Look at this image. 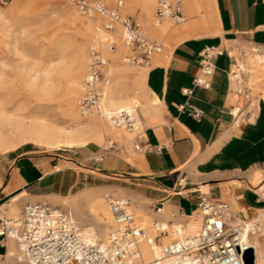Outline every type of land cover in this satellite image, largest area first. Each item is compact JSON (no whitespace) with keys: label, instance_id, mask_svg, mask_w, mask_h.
Returning a JSON list of instances; mask_svg holds the SVG:
<instances>
[{"label":"crops","instance_id":"crops-1","mask_svg":"<svg viewBox=\"0 0 264 264\" xmlns=\"http://www.w3.org/2000/svg\"><path fill=\"white\" fill-rule=\"evenodd\" d=\"M194 1L196 12L183 4L185 20L150 38L162 47L158 39L165 40L164 51L148 65L133 66L124 80L141 82L140 128L128 130L132 136L125 142L109 138L102 147L92 141L1 154L0 218L21 213L26 203L43 197L57 205V198L86 190L102 198L112 192L128 197L161 222L186 221L203 195L227 202L231 223L264 212V107L259 100L264 99V0ZM188 17L195 22L189 24ZM202 28L205 33L198 32ZM206 47L218 52L209 87L194 84ZM247 85L251 94L259 90L260 95L246 101L247 94L234 91ZM183 88L192 92L184 94ZM246 102L249 110L243 111ZM191 107L202 114L192 116ZM109 142L112 147L105 149ZM73 209L86 224L83 213ZM8 243L0 237V259Z\"/></svg>","mask_w":264,"mask_h":264},{"label":"built area","instance_id":"built-area-1","mask_svg":"<svg viewBox=\"0 0 264 264\" xmlns=\"http://www.w3.org/2000/svg\"><path fill=\"white\" fill-rule=\"evenodd\" d=\"M73 1L81 14L87 17L97 15L103 19V26L95 33L91 43L86 72L81 81L77 101L80 112L85 114L95 110L101 122L107 121L116 128L139 129L141 121L136 102L126 109L104 110L101 107L100 82L103 78L102 68L107 62L104 49L112 50L116 47L115 33L119 29L121 41L128 48L124 60L135 65H148L153 54L161 51V43L142 33L138 19L122 15V0H114L113 5L105 0ZM165 18H170L175 23L184 21L183 0H156L155 21L161 22ZM217 53L210 47L202 50L200 74L194 79V84L210 86L212 61ZM234 91L243 94L244 87ZM191 92V88L182 89L184 94ZM189 113L199 117L202 110L191 107ZM112 145L109 142L105 149ZM135 148L139 149V144ZM105 200L112 225L104 242H86L72 215L46 200L26 203L17 216L1 217L0 237L6 241H14L24 259L31 264H246L243 254L250 247L246 240L239 238L242 226L231 224L232 211L227 202H217L205 195L201 196L195 210L196 218L200 219L196 231L183 238L174 236L163 242L161 240L166 235L184 232L169 231L166 226H171V220L165 224L152 220L151 226L155 232L151 235L141 216L136 214V204L130 198L108 194ZM151 207L158 214L162 212L161 206ZM187 223L180 222L183 225L181 227ZM143 242L152 250L153 256L150 259L143 256ZM253 256L255 264L254 251Z\"/></svg>","mask_w":264,"mask_h":264},{"label":"bare ground","instance_id":"bare-ground-1","mask_svg":"<svg viewBox=\"0 0 264 264\" xmlns=\"http://www.w3.org/2000/svg\"><path fill=\"white\" fill-rule=\"evenodd\" d=\"M130 3L138 5L141 8L142 16H140V21L143 22L141 30L149 39L152 37L145 34V30L151 36L154 35L158 37L156 34L157 31L164 34L171 27L169 22V20H171L170 18H165L161 22L155 21L154 11L156 0H126V5ZM10 4L12 6L10 9H2L0 7V18H5V16L15 11L18 13H25L29 11H38L44 7L42 0H12ZM183 4L185 9L192 13L196 12L199 8L194 0H183ZM24 6H26L25 9L22 8ZM125 7L126 6L120 8L122 12H126ZM71 12L76 15L73 10H71ZM100 20L103 21V19L97 15L82 19L86 39H88L90 33L99 32L98 23ZM188 20L189 24L195 22L190 21L189 17ZM115 37L117 41L116 53H111L108 49H104V53L108 59L102 68L104 77L100 82V90L102 93L101 107L104 110L126 109L134 102L141 105V99L143 98L141 82L134 80L129 84L124 83L128 73L135 69L136 66H127L122 63L120 54L128 52V48L121 41L119 29L116 31ZM123 61L125 62L124 57ZM86 64L85 45H78L69 58H66L65 54L60 56L59 63L52 67L51 70L45 72L41 80L37 76H30L28 87L32 89L33 96L38 97L37 100L39 102L46 100L51 103L54 100L57 101L58 98L60 99L58 102L59 110L51 115L46 111H42V103H39V108L28 107L27 103H20L16 107H12L10 98L7 97V94L2 92L5 86L4 76L1 73L2 71H0V152L15 149L26 142H31L35 145H41L47 148L59 149L61 147L74 148L84 146L92 141L98 143L103 142L104 144L109 138H117L121 142H125L130 138V133L127 129L116 128L107 121L101 122L95 110L85 114L80 112L78 104L76 103L78 98L76 99V97L80 94L81 81L85 73L82 78H80V76L82 72H86ZM231 74L234 78L238 76V74L233 71ZM59 92H62L61 95ZM57 199H61L65 205L71 204L78 212L89 215L94 226L96 225L100 228V233L97 234L91 226L89 227L86 224L83 225L79 218L77 222L74 215H72L76 222L81 224V227H79L81 237L86 242L93 243L96 242L97 239L104 242L107 239L108 229L106 228V224L110 222V211L106 209L102 197H97L94 192L86 190L72 197H61ZM132 202L136 204L135 211L139 210L143 217L149 216L148 212L141 205L134 200H132ZM195 213L196 212L189 217V222L183 228L181 227L183 225L176 221H172L171 226L168 225L166 227H168L171 232L179 230L182 233H187V235L193 233L200 225V219L196 218ZM162 222L163 224L166 223V221ZM232 223L233 225L242 226L239 238L246 240L249 247L254 251L255 264H260V260L264 258V249L260 244L258 235L255 234L256 232H260L261 235H264V218L260 220L257 219L256 216H253L250 217L249 220H244L241 223ZM183 235L185 234H169L163 238H173L174 236L183 238ZM141 251L145 259H150L153 256L152 250L144 242L141 244ZM0 264L31 263L24 259L16 243L14 241H9L6 255L0 261Z\"/></svg>","mask_w":264,"mask_h":264},{"label":"rangeland","instance_id":"rangeland-1","mask_svg":"<svg viewBox=\"0 0 264 264\" xmlns=\"http://www.w3.org/2000/svg\"><path fill=\"white\" fill-rule=\"evenodd\" d=\"M11 1L12 0H0V7L2 9H10L12 7L10 4ZM105 1L109 5L114 4V0H105ZM122 1L123 3L121 7L126 6L125 7L126 12H122L120 9L122 15H131L134 18L138 19V21H140V16H142L141 8L133 3L126 5V0H122ZM42 3L44 7L38 11H29L25 13H18L15 11L5 16V18H0L1 21L0 22V61H1L0 71H2L1 73L4 76V86H5L2 89V92L7 94V97L10 98L12 107H16L20 103H27L28 107L39 108L40 105L39 103H42L43 104V108H41L42 111H46L51 115L59 110L58 102L60 101V99L58 98L59 100L58 99L57 101L54 100L51 103L49 101L47 102L46 100H45L46 102L45 101L39 102L37 100L38 97L33 96L32 89L28 87L30 83V79H29L30 76H37L41 80V78L44 77L45 72L51 70L52 67H54L59 63L60 56L65 54L66 58H69L72 55L74 49L78 45H85L86 62H87L90 46L93 41L95 33L94 32L93 34L90 33L88 39H86L85 29H84V25L82 24V19H86L89 17L79 12L73 0H42ZM22 8L25 9L26 6ZM71 10H73V12H75L76 15H74L71 12ZM171 20H169V22L172 25L174 21L172 20L173 21L172 22ZM98 24H99L98 31H100L103 26V21L100 20ZM140 24L142 27L143 22L140 21ZM205 31L206 29L202 28L198 32L205 33ZM145 34H147L152 38L154 37V35L151 36L150 34H148L146 30H145ZM158 41H161L163 43V47L161 51L158 52V53H162L166 45L168 44L165 40L162 39H158ZM249 48L251 49V46H249ZM116 51H117V43H116V47L109 52L116 53ZM125 53L127 52H123L120 54L122 63L127 66L128 65L132 67L135 66V64H131V63H127L126 61L125 62L123 61V57ZM158 53H155L152 57H154ZM3 65L5 66V68ZM84 73L85 71L82 72L80 78L83 77ZM245 80H246V74L243 73L241 78L242 85H246ZM252 91L253 89L249 88L248 85L247 87L244 88V93L249 96L248 98H246V101L251 99V97L253 96L256 97L260 95L259 90L256 91L255 94H251ZM79 95H77L76 99L79 98ZM239 95H243V94H239ZM259 100H260V107H264V99L260 98ZM242 110L243 111L249 110L248 102H246L245 107ZM242 121L246 122L245 120ZM131 136L132 134H130V137ZM96 143L99 144L101 147L103 146V142L101 143L96 142ZM28 147L36 148V149H55V148H47L41 145H35L31 142H26L20 145L19 147L15 148V150L16 152L18 151L20 152ZM63 148L65 147H61L59 149H63ZM6 152H0V155ZM95 156L97 158L99 157V154ZM111 194L114 197H122L121 195H117L116 193L113 192ZM41 200H46L52 205L54 204L49 200V198L46 197L41 198ZM103 203L106 209L108 210V206L104 196H103ZM137 203L140 205L139 202ZM66 205L63 204L61 199L58 200L57 202V206L65 210L68 208L71 209L76 216V212L74 211L71 204H69L68 206ZM136 213L139 216H141V218H143L144 224L148 227L150 232H152L151 234H154L155 231L151 226L152 218L150 216L143 217V215L139 210H136ZM19 214H20V210H17L14 213H12L11 216H17ZM263 215L264 212L254 216H256L257 219L262 220L264 218ZM83 217L86 218V220H88L86 225H88L89 227L91 226L96 231V233L99 234L100 228L96 225L94 226L91 217L87 214L86 215L83 214ZM75 218L78 222L77 216ZM189 220L190 219H187L186 221L181 220L179 222L185 223V222H189ZM244 220H249V218L237 220L235 221L236 223L234 222V224H237L239 222L241 223ZM78 225L79 227H81V224L78 223ZM111 225H112V217L110 214V222L106 224V228L108 229V231ZM184 234L187 235V233ZM255 235H258V239L260 240L261 243L264 244V235H261L260 232H256ZM170 239L171 237L165 239L162 238L161 241L167 242ZM9 241L10 240H8V242ZM97 241L102 242V240L100 239H97ZM2 259L3 258H1L0 261ZM260 264H264V258L260 260Z\"/></svg>","mask_w":264,"mask_h":264},{"label":"water","instance_id":"water-1","mask_svg":"<svg viewBox=\"0 0 264 264\" xmlns=\"http://www.w3.org/2000/svg\"><path fill=\"white\" fill-rule=\"evenodd\" d=\"M243 258L246 264H253L254 256L252 248H248L247 250H245Z\"/></svg>","mask_w":264,"mask_h":264}]
</instances>
